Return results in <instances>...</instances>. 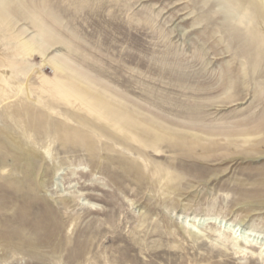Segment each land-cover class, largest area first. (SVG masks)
<instances>
[{
	"label": "rangeland",
	"instance_id": "1",
	"mask_svg": "<svg viewBox=\"0 0 264 264\" xmlns=\"http://www.w3.org/2000/svg\"><path fill=\"white\" fill-rule=\"evenodd\" d=\"M252 2L0 0V264H264Z\"/></svg>",
	"mask_w": 264,
	"mask_h": 264
},
{
	"label": "bare ground",
	"instance_id": "2",
	"mask_svg": "<svg viewBox=\"0 0 264 264\" xmlns=\"http://www.w3.org/2000/svg\"><path fill=\"white\" fill-rule=\"evenodd\" d=\"M247 1V0H246ZM255 2V3H254ZM254 2H252V3H254L255 5L258 3V5L256 6V8L257 9H259V11L261 10V11H264V6L260 3V2H258L257 0H254ZM244 8V7H243ZM256 8H254V9H256ZM229 13H231V12H229ZM242 13V12H241ZM241 15V14H240ZM235 17V16H234ZM234 17H233V19H234ZM224 18V17H223ZM238 18V17H237ZM237 18H236V20H237ZM263 18H264V15H263ZM239 19H241V18H239ZM244 19V18H243ZM260 19V18H259ZM243 21V20H242ZM242 21L241 20H239V21H235L236 23V25H237V29L238 30H240V29H242L241 27H239L240 25H242ZM233 22V21H232ZM259 22V21H258ZM234 30H235V28H234ZM247 37H248V42H247V44L248 45H250V46H253L254 47V49H255V53L260 57V58H263L264 57V46H263V44L262 45H258L257 43H256V37H254V34H253V32H251L250 30L249 31H247ZM256 34V33H255ZM36 42V41H35ZM29 42V43H25L24 45H23V49L25 50V52H27V53H31L33 50H37V49H39V50H41L42 49V46L41 45H38L39 43L38 42ZM38 43V44H37ZM263 43V42H262ZM35 52V51H34ZM255 54V55H256ZM60 64L61 63H59V60H55L54 62H53V67H54V69H56V72H61L59 69H60ZM253 65V64H252ZM254 67V66H253ZM259 67V66H258ZM257 68V67H256ZM59 70V71H58ZM254 71H256V70H254ZM60 74V73H59ZM252 74H253V71H252ZM242 76V75H241ZM236 77V76H235ZM243 77V76H242ZM245 77V76H244ZM237 78V77H236ZM235 80V79H234ZM241 80V79H240ZM235 81H237V80H235ZM45 82V81H44ZM47 82V81H46ZM234 82V81H233ZM50 83V85H51V88L55 91V93L56 94H58V96L59 97H61L63 100H67V98H66V96L64 95V93L61 91V89H60V87L59 86H57V84L55 83V81H53V82H49ZM48 83V84H49ZM237 85V84H236ZM244 85V84H243ZM228 94V93H227ZM225 96H227V95H225ZM201 218H203V216H195L194 217V220H199L200 221V219ZM184 227H186L185 225H183ZM220 227H221V225H220ZM186 228H188V227H186ZM189 229V228H188ZM191 232H194L191 228L189 229ZM195 233V232H194Z\"/></svg>",
	"mask_w": 264,
	"mask_h": 264
}]
</instances>
